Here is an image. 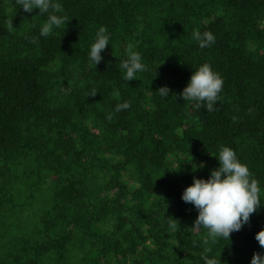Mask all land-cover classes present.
<instances>
[{
	"label": "trees",
	"instance_id": "1",
	"mask_svg": "<svg viewBox=\"0 0 264 264\" xmlns=\"http://www.w3.org/2000/svg\"><path fill=\"white\" fill-rule=\"evenodd\" d=\"M58 2L67 22L40 37L47 14L0 0V264H250L264 205L213 242L181 196L229 146L264 202V0ZM194 30L215 43L199 48ZM129 45L145 70L128 82ZM203 63L224 82L212 112L179 95Z\"/></svg>",
	"mask_w": 264,
	"mask_h": 264
},
{
	"label": "clouds",
	"instance_id": "2",
	"mask_svg": "<svg viewBox=\"0 0 264 264\" xmlns=\"http://www.w3.org/2000/svg\"><path fill=\"white\" fill-rule=\"evenodd\" d=\"M15 3L26 13L38 9V13L47 14V19L39 27L40 37H48L54 29L60 28L67 22L66 17L59 14L62 12V6L58 0H15ZM12 27L13 25H9V31ZM260 27L264 30V21L260 23ZM192 39L197 42L199 48L204 49L214 44L216 37L209 30L203 32L194 30ZM109 41L107 28L100 26L88 51V59L91 63L98 65L104 59L102 52L109 45ZM37 42V37L31 38V43ZM119 68L123 79L129 82L138 78L137 74L145 70V64L142 62L141 54L132 50V46L129 45L126 59L120 63ZM223 83L220 74L215 72L209 63H203L195 68L189 82L179 95L185 101L192 102L194 108L204 107L208 112H212L214 105L220 100L219 94L222 92ZM170 91L167 85L156 90L163 98H166ZM96 94L97 92L93 91L91 96ZM130 106V102L126 100L118 103L115 111L127 110ZM107 118L111 119L112 114L109 113ZM214 156L219 161L218 166L210 169L207 178L194 176L193 183L183 190L181 196L185 203L192 204L198 211L193 228L205 229L208 238L213 242L218 238L230 239L231 233L240 231L249 223L250 216L264 205L257 180L251 178L248 166L239 160L231 147L221 146L218 154ZM203 167L205 163L201 162L193 167V170ZM167 224L169 229L176 228L173 219H168ZM255 239L260 247L264 248V229L256 233ZM210 251L205 249V253ZM202 259L204 264H217V261L209 258L208 255H203ZM250 264H264V252H255Z\"/></svg>",
	"mask_w": 264,
	"mask_h": 264
}]
</instances>
